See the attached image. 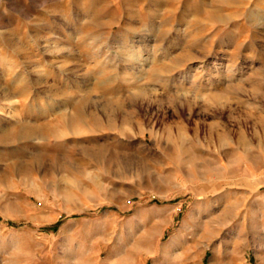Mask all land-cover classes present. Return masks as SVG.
Listing matches in <instances>:
<instances>
[{"label":"rangeland","instance_id":"374dc122","mask_svg":"<svg viewBox=\"0 0 264 264\" xmlns=\"http://www.w3.org/2000/svg\"><path fill=\"white\" fill-rule=\"evenodd\" d=\"M0 264H264V0H0Z\"/></svg>","mask_w":264,"mask_h":264}]
</instances>
